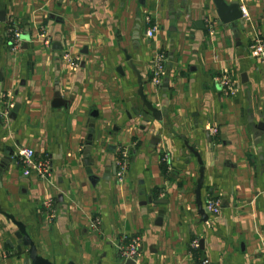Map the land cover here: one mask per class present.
Wrapping results in <instances>:
<instances>
[{
	"label": "crops",
	"instance_id": "obj_1",
	"mask_svg": "<svg viewBox=\"0 0 264 264\" xmlns=\"http://www.w3.org/2000/svg\"><path fill=\"white\" fill-rule=\"evenodd\" d=\"M235 1L249 14L245 23L220 24L213 0H0V159L14 154L0 175V204L27 226L41 255L54 264H132L120 248L139 237L135 264H264V62L249 49L264 38V0H227ZM147 17L159 28L154 37ZM9 26L30 37L17 52ZM160 52L167 67L154 86ZM131 65L161 120L143 105ZM224 73L236 95L224 93ZM57 90L68 106L53 105ZM8 102H20L15 119L2 114ZM186 141L203 161V207L209 196L222 204L207 220L195 193L202 164ZM27 146L49 161L50 181L24 174L17 154ZM120 147L130 151L121 181ZM16 231L0 212V264H24L9 244Z\"/></svg>",
	"mask_w": 264,
	"mask_h": 264
},
{
	"label": "built area",
	"instance_id": "obj_2",
	"mask_svg": "<svg viewBox=\"0 0 264 264\" xmlns=\"http://www.w3.org/2000/svg\"><path fill=\"white\" fill-rule=\"evenodd\" d=\"M241 10L243 13L244 19H250L249 14L244 7L241 5ZM154 20L151 17L146 18L147 24H149V29L147 35L149 37H154L158 31V26L153 22ZM211 28L213 25L211 24ZM7 40L9 44V48L13 52H17L20 50L23 44V31L17 26H9L7 29ZM41 37L44 39V42L47 45L52 44V39L47 35L45 29H42ZM251 55L254 58H257L264 62V38L262 36H256L255 40L249 46ZM69 63L73 67H78L79 62L77 59H72L70 57H66ZM166 56L163 52L157 53L154 58L153 63L151 64V76L150 81L154 86H159L162 84V78L166 72ZM219 81L223 87L224 93L228 96H233L237 94V85L233 78L228 74L224 73L220 76ZM14 104L8 102L6 109L2 112L6 117L9 116L10 111L13 109ZM214 132H217V129H213ZM18 157L20 160V164L23 167L24 174L30 176L31 174L37 175L40 179L50 181L53 172L52 168L49 164L48 160H38L35 156V151L31 147H22L18 151ZM129 158L130 151L128 147H120L117 154V178L121 181L124 179L126 172L129 168ZM164 162H168V157H163ZM46 216L48 221H53L56 216V208L54 200H49L46 202ZM205 207L208 210L209 214L218 215L222 210L221 201L214 197L209 196L206 199ZM101 220L99 217H94L92 219V226L99 230L100 229ZM199 244L197 240L192 242V249H198ZM121 257L124 260H134L137 262L141 256V239L139 237L133 238L130 243L126 247L120 248ZM201 264H208L207 260H202Z\"/></svg>",
	"mask_w": 264,
	"mask_h": 264
},
{
	"label": "water",
	"instance_id": "obj_3",
	"mask_svg": "<svg viewBox=\"0 0 264 264\" xmlns=\"http://www.w3.org/2000/svg\"><path fill=\"white\" fill-rule=\"evenodd\" d=\"M143 4L145 0H140ZM217 14L219 17V22L222 25H229L234 24L237 22L245 23L243 18V13L241 10V4L238 1L230 2L228 3L227 0H213ZM7 21L6 16V4L1 3L0 4V25L3 26V23ZM29 35H23V40H29ZM54 48L57 50H61L62 46L58 43L54 44ZM133 71L136 73L138 77V84H139V96L141 97V100L143 101V105L146 107L148 111H150L154 118L157 120H161L163 118L162 110L156 108L153 105V102L149 100L148 95L145 93V85L143 82V77L141 73L137 70V68L134 65H131ZM0 80H2V74L0 72ZM247 80L244 78L243 82H246ZM53 105L55 107H61V106H68V104L61 98V93L59 90H57L55 94V100L53 102ZM20 109V102H16L13 106V109L9 113V118L15 119L17 117V114ZM0 123L3 124L1 116H0ZM94 134H95V117H93L89 123V134L87 137V143H86V149H85V156H86V162L89 163V155L91 154L92 146L94 143ZM158 139V138H157ZM154 141H157L155 138ZM187 148L197 157L200 164H202V167L200 169V179L198 181L197 189L195 191L196 197H197V206L200 215L202 216L203 220H207L209 218L208 210L203 207V202L201 199V189L203 187L204 182V167H203V161L201 158V154L193 147L190 146L189 143L186 141ZM14 156L13 152L8 150L6 151L5 156H3L0 159V175L4 172L5 168L11 161V158ZM0 212L3 213L8 219H10L13 224L17 227V231L15 232L14 236L17 240L16 244L13 242H9L12 248L16 249V254H19L22 256L24 260V264H54L49 259L45 258L43 255H41L38 252V248L36 246L35 241L30 235V232L27 228V226L16 219L14 215H12L9 212H6L2 209V206L0 204ZM203 242L201 243V245ZM132 264H135L136 262L134 260L129 261ZM67 264H76L75 259L71 258Z\"/></svg>",
	"mask_w": 264,
	"mask_h": 264
},
{
	"label": "trees",
	"instance_id": "obj_4",
	"mask_svg": "<svg viewBox=\"0 0 264 264\" xmlns=\"http://www.w3.org/2000/svg\"><path fill=\"white\" fill-rule=\"evenodd\" d=\"M165 166V165H164ZM165 168H166V166H165Z\"/></svg>",
	"mask_w": 264,
	"mask_h": 264
}]
</instances>
